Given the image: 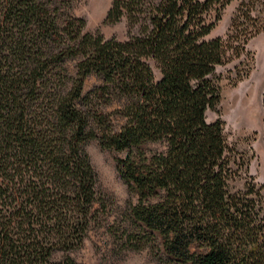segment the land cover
Instances as JSON below:
<instances>
[{
	"label": "trees",
	"instance_id": "obj_1",
	"mask_svg": "<svg viewBox=\"0 0 264 264\" xmlns=\"http://www.w3.org/2000/svg\"><path fill=\"white\" fill-rule=\"evenodd\" d=\"M71 1L0 0V264H78L69 252L103 206L90 140L125 151L115 167L135 201L109 225L124 249L164 264H264V185L230 189L223 123L206 120L216 67L240 62L264 29L262 0H237L213 37L232 0H112L103 23L125 18V40L86 31ZM90 75L99 82L84 92Z\"/></svg>",
	"mask_w": 264,
	"mask_h": 264
},
{
	"label": "rangeland",
	"instance_id": "obj_2",
	"mask_svg": "<svg viewBox=\"0 0 264 264\" xmlns=\"http://www.w3.org/2000/svg\"><path fill=\"white\" fill-rule=\"evenodd\" d=\"M111 2L72 0L70 13L85 20L86 31L99 30L106 38L125 40L130 34L125 18L114 24L103 23ZM237 4V0H232L224 7L210 37L226 33ZM256 9V20L264 19L263 0ZM130 30L137 34L136 27ZM68 67L73 70L74 61H69ZM153 70L158 78V70L154 67ZM215 75L218 78L220 100L215 108L206 111V120L213 122L220 119L223 123L224 135L234 159L232 168L236 171L230 181V189H244L249 182L264 185V29L250 38L246 54L240 58V62L235 60L217 66ZM98 82L94 75H90L84 82L83 91H89ZM116 107L117 103H113L103 109L112 112ZM112 119L116 126L123 122L115 114ZM85 149L97 174L96 190L103 206L100 208L99 224L90 228L83 245L69 252V255L78 264H164L150 248L124 249L119 238L109 231L110 223L119 219L120 211L127 202L135 201L115 167L116 158L124 157L125 151L102 149L97 140L87 142ZM63 255L62 252H56L54 259L60 260Z\"/></svg>",
	"mask_w": 264,
	"mask_h": 264
}]
</instances>
